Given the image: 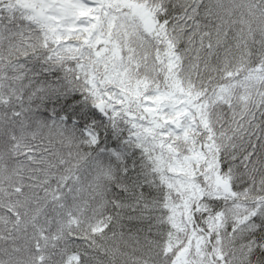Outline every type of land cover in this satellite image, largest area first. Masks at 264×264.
<instances>
[{"label": "snow or ice", "instance_id": "1", "mask_svg": "<svg viewBox=\"0 0 264 264\" xmlns=\"http://www.w3.org/2000/svg\"><path fill=\"white\" fill-rule=\"evenodd\" d=\"M0 264H264V0H0Z\"/></svg>", "mask_w": 264, "mask_h": 264}]
</instances>
